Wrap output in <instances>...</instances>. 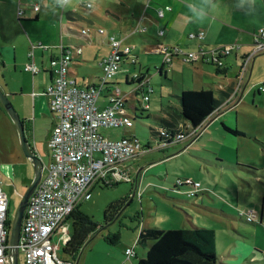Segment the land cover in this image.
<instances>
[{"label":"crops","instance_id":"1","mask_svg":"<svg viewBox=\"0 0 264 264\" xmlns=\"http://www.w3.org/2000/svg\"><path fill=\"white\" fill-rule=\"evenodd\" d=\"M35 6L38 8L37 11L34 10ZM19 10L22 14L18 16ZM160 13L162 17L159 16ZM51 19L53 22L58 19L59 29L53 23L51 29L43 31L45 36L42 37L40 24ZM62 21L65 22L63 26ZM263 27L264 0H69L65 4H61L60 0H0V87L15 110L13 101L25 99L30 113L25 115L21 108L23 116L20 117L16 111L24 123L25 136L27 129L28 144L36 155L39 143L48 149L47 142L55 124L54 116L49 109L48 97L45 95L54 77L51 69L52 60L62 56L63 48L81 49L80 54L73 51L68 76L75 81L77 88L86 90L98 83L102 75L99 63L108 55L109 37L114 36L121 41L122 47H129L132 50L131 57L124 65L127 72H119L97 100L99 109L107 106V91L118 88L125 96L126 114L129 116L131 115L129 111H132L136 117L142 105L136 97L141 96V92L133 91L150 89L154 94V105L149 107V96L148 115L154 121H160L164 116L163 113H158L157 105L159 102L164 103L163 93L167 91L165 86H168L166 82L172 84L170 91L175 94L186 90L214 89L217 92L215 96L212 91L214 97L224 98V101H227L232 91H236L235 98L229 101L231 107L227 111L217 113L210 121L204 122L205 127L211 128L216 122L224 123L225 116L238 108L243 96L248 97L252 94L255 99L257 95H261L258 87L264 85V53L256 54L250 59L241 83L236 79L241 63L252 51L254 34ZM82 30H86L87 34H82ZM99 31H102V34ZM61 35H64V38H61ZM231 44H239L241 47L238 51L221 58L222 65L218 66L212 60L215 51ZM162 47H176L184 55L196 53L197 58L194 61H187L183 55H174L169 64H164L162 55L158 53ZM30 63L40 68L41 72L37 75L25 72V65ZM151 63H159V67H153L154 71H151ZM88 65L91 68L87 67ZM93 72H97L98 76L93 77ZM135 75L137 77L134 78ZM137 78L140 83H137ZM123 91H130V95ZM0 114L6 115L1 104ZM184 126L190 128L186 121ZM133 128V122L130 128H120L124 130L120 139L134 138L129 134ZM177 145H169L165 150L173 153L166 156H159L154 153L155 151H151L135 159L145 161L142 165L144 167L151 165L147 169L151 172L158 166L161 168L162 163H158L162 161L165 163L177 155L175 152ZM48 163L49 157L46 161V164ZM125 164L120 166V170L132 172L133 168L125 167ZM19 165L22 167L18 170L8 164L4 166V177L0 174L3 184V179H11L12 184L18 179V186L22 189L27 188L32 181L33 173L29 174V171H26L25 163ZM19 175L23 177L20 179ZM134 184L135 192L132 193L130 201L128 200L129 203L119 211L117 218L124 215V210L136 201V191H140V188L135 182ZM140 199H143V195ZM82 228L75 218H70L58 233L59 237L58 234L53 236L52 241H57L56 253L61 259L88 264L91 253H87L86 249L89 240L97 231L81 235ZM65 232L71 236L67 250L66 244L62 242ZM228 240L226 247L234 246L240 249L237 255L243 256L244 244L234 235ZM86 243V247L83 248ZM259 253L253 250L247 256V259L249 258L247 261L262 264L264 258H260ZM121 256L122 258L115 264H133L131 259L129 261L125 258V251ZM136 256L135 253L134 259Z\"/></svg>","mask_w":264,"mask_h":264},{"label":"rangeland","instance_id":"2","mask_svg":"<svg viewBox=\"0 0 264 264\" xmlns=\"http://www.w3.org/2000/svg\"><path fill=\"white\" fill-rule=\"evenodd\" d=\"M53 23L59 29L58 19L55 22L52 19L49 22H41L42 37L45 36L43 31L51 29ZM64 23L62 21V26ZM61 38H64V35H61ZM147 64L149 65L148 62ZM151 67V71H154L153 67H159V63H151ZM123 71L127 72V68ZM92 76L97 77L98 73L93 72ZM166 83L168 86H165L167 91L163 93L164 104L171 102L170 106L177 108L178 101L170 98L171 94H175L170 91L172 84ZM212 91L217 96L216 90ZM129 92L123 91L130 95ZM260 93L261 95H257L255 99L252 94L248 97L243 96L238 108L225 116L224 124L237 129L243 136L225 132L221 122H216L211 128L203 126L205 128L202 127L200 134L196 136L201 135V139L194 141L197 139L195 138L191 143L178 144L175 151L177 155L168 158L170 161L158 163H162L161 168L158 166L150 172L147 169L151 165L142 166L145 162L142 159L127 161L125 167L131 166L133 169L132 172L123 169L120 182H113L112 186L106 187L91 186L87 190L88 199L77 204L79 213L86 217L97 231L89 240L86 249L87 253L92 254L88 257V264H115L122 258L121 254L124 251L126 253L128 249L132 251L134 249L136 259L134 257L130 259L133 264H138L145 258L147 252V247L137 244L139 228L144 227L174 230L191 229L194 226L213 230L216 255L219 257L218 264H253L247 261L249 259L247 256L253 250L260 252L259 257L264 258V93ZM175 95L179 96L180 92ZM166 96L168 98H165ZM136 100L142 103L140 95ZM13 104L20 117L23 116L21 108L25 115L30 113L24 98L14 100ZM153 105L154 94H151L149 107ZM151 111L154 113L153 109ZM129 112L134 124V128L129 131L130 136L135 137L141 144L150 143L155 147L157 135L153 131L158 129L156 122L151 117H146L148 112H142L144 117L140 119H136L132 111ZM123 131L120 128L99 129L104 138L112 141L120 139ZM36 150V155L41 157L40 161L46 164L49 157L46 146L39 143ZM151 151L148 150L145 154ZM154 153L160 156L173 152L165 150ZM19 163H25L26 171H29V174L33 173L32 165L20 149L14 124L8 116L0 114V174H4L6 164L13 166L15 170L20 169L22 165ZM22 177L19 175L20 179ZM128 178L133 180V183L129 182ZM3 180L5 185L3 190L9 204V220L12 222L27 188H20L18 179L14 184L11 183V179ZM179 180L199 183L196 195H191L190 189H178L175 182ZM134 182L140 191L142 190L141 193L139 190L136 191V201L124 210V215L116 217L106 225L104 223L106 207L125 197L130 201L132 193L135 192ZM142 195L143 199H140ZM250 211L255 215V221L251 224L245 222V213ZM65 234L68 235L67 232ZM81 235L87 233L82 231ZM233 235L245 246L243 256L237 255L240 249L234 246L226 247L228 239ZM53 243L57 245V241L53 240ZM18 258L19 264H23L24 255L20 253ZM261 262L264 264V260Z\"/></svg>","mask_w":264,"mask_h":264},{"label":"built area","instance_id":"3","mask_svg":"<svg viewBox=\"0 0 264 264\" xmlns=\"http://www.w3.org/2000/svg\"><path fill=\"white\" fill-rule=\"evenodd\" d=\"M68 1L60 0L61 4ZM34 10L37 11L38 8L35 6ZM21 14L22 11L19 10L17 15ZM159 16L162 17V13ZM99 32L102 34V31ZM81 33L87 34V31L82 30ZM109 47L108 55L99 64L102 75L98 83L86 90L77 88L75 81L68 76L73 51L80 54L81 49L63 48L62 56L51 62L54 77L45 95L55 124L47 142L49 163L43 165L41 180L23 214L18 243L19 254L24 255L23 264H78L63 260L57 255L53 236L63 228L64 220L76 205L88 199L87 190L91 186H109L113 182H119L122 177L120 166L141 152L135 138L111 141L99 133L100 128L132 127V120L125 110V96L118 88L107 91L105 108L99 109L97 106V100L107 89L106 86L123 71V63L131 57V49L122 47L121 42L113 36L109 38ZM240 47L239 44L222 46L215 51L212 60L221 66V58L238 51ZM158 53L162 55L164 64H169L174 55H183L187 61L197 58L196 53L184 55L176 47H162ZM259 53H264V27L254 34L252 51L240 65L236 79L240 83L246 75L250 59ZM131 61L134 62V59ZM24 71L37 75L41 69L30 63L25 65ZM258 90L263 93L264 85L258 87ZM235 95L232 93L231 99ZM147 99V96L143 97V101L146 102ZM146 105L148 104L143 107H147ZM179 182L189 187L191 195H195L200 187L198 183L188 180ZM8 213V198L0 178V264H8ZM245 215L246 221L255 220L253 212ZM69 240L70 237L64 233L62 242L66 244ZM125 254L129 260L133 251L128 249Z\"/></svg>","mask_w":264,"mask_h":264},{"label":"trees","instance_id":"4","mask_svg":"<svg viewBox=\"0 0 264 264\" xmlns=\"http://www.w3.org/2000/svg\"><path fill=\"white\" fill-rule=\"evenodd\" d=\"M137 83H140L139 78H137ZM135 92H141L143 105H149V96L153 93V91H150L149 89V91ZM144 96L148 97L146 102L143 101ZM171 97L178 101V105H176L177 108L170 106L171 102H167L166 104H162V102L158 103V113H163L162 115L164 118L160 119V121H154L151 117V119L156 122L158 127L157 130L153 131L157 135L156 146L153 147L150 143L147 145L141 144L145 150L160 152L164 151L169 145H176L185 142L191 143L195 138L197 139L194 141H197L201 138V135L199 137L196 136L200 134L199 131H201L202 127L206 125L204 122L210 121L214 115L222 111H227L231 107V103L229 102L231 99H229V101H224V98L221 97L217 99L210 90H186L181 91L179 96L171 94L170 98ZM138 112V116L136 115L135 117L136 119L144 117L142 112L149 111L147 108L142 107L138 110ZM148 114L149 113H147L146 117L150 118V115ZM181 120L188 122L190 124V128L185 127L184 121ZM221 127L229 134L243 136V134L238 132L237 129L231 128L224 123H221ZM179 181L175 182V186L178 189H189L186 184L180 183ZM129 182L133 183V180L129 179ZM190 182L194 183L192 181ZM96 185L103 187L107 186L100 184ZM109 186H112V184ZM127 199V197L119 199L110 203L106 207L104 211V223L106 225L115 220L119 211L128 202ZM70 218H75V220L82 225L83 232L87 234L94 232V225L86 217L79 213L77 205L75 209L66 217L63 225H65ZM11 223L12 222L9 220L8 215L7 225L9 228ZM70 241L66 243L65 250L69 248L71 243ZM137 244L147 247L145 258L141 259L138 264H218L219 257L216 255L214 231L205 228H197L194 226H192L191 229L174 230H162L156 227L139 228ZM126 257L127 256L125 254V258ZM131 257L135 258L134 249Z\"/></svg>","mask_w":264,"mask_h":264},{"label":"water","instance_id":"5","mask_svg":"<svg viewBox=\"0 0 264 264\" xmlns=\"http://www.w3.org/2000/svg\"><path fill=\"white\" fill-rule=\"evenodd\" d=\"M0 104L3 107V110L6 113V115L9 117L11 122L14 124L17 134H18V138H19L20 149L24 157L32 165V168H33L32 181L22 196V199L19 203V206L15 212V215L13 217V220L10 226L8 264H19L18 262L19 261L18 243L20 240L23 214H24L29 198L31 197V195L33 194L34 190L36 189L37 185L39 184L41 180L43 164L40 161V159L35 155V153L31 150L28 144V141L25 137L24 123L20 119L17 111L14 109L11 101L9 100V98L4 93L1 87H0ZM86 245L87 243L84 245L83 248H85Z\"/></svg>","mask_w":264,"mask_h":264},{"label":"bare ground","instance_id":"6","mask_svg":"<svg viewBox=\"0 0 264 264\" xmlns=\"http://www.w3.org/2000/svg\"><path fill=\"white\" fill-rule=\"evenodd\" d=\"M114 37V36H113ZM115 38V37H114ZM232 95V94H231ZM228 99H231L230 98V96H229V98ZM147 107H148V105H146ZM147 107H145V108H147ZM122 138H124V139H128V140H130V138H128V137H122ZM137 140V139H136ZM138 143H139V145H140V147H141V152L140 153H138V154H135L131 159H129V161H131V160H134L135 158H137L138 156H140L141 154H143V153H145L147 150H145L144 149V147H143V145H141V143L139 142V141H137ZM194 183H197V182H194ZM199 184V183H198ZM200 185V184H199ZM255 221V220H254ZM254 221H252V222H248V221H246V218H245V222L246 223H253Z\"/></svg>","mask_w":264,"mask_h":264},{"label":"flooded vegetation","instance_id":"7","mask_svg":"<svg viewBox=\"0 0 264 264\" xmlns=\"http://www.w3.org/2000/svg\"><path fill=\"white\" fill-rule=\"evenodd\" d=\"M25 137L27 138V129H26V136Z\"/></svg>","mask_w":264,"mask_h":264}]
</instances>
